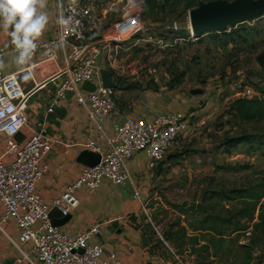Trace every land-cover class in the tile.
Returning a JSON list of instances; mask_svg holds the SVG:
<instances>
[{
    "label": "rangeland",
    "instance_id": "1",
    "mask_svg": "<svg viewBox=\"0 0 264 264\" xmlns=\"http://www.w3.org/2000/svg\"><path fill=\"white\" fill-rule=\"evenodd\" d=\"M142 1L78 0L92 8L89 33L94 36L109 33L131 11L141 13ZM172 22L189 34L187 40L167 38L173 29ZM172 22L162 27L144 20L141 34L113 52L117 62L112 69L107 64L121 79V85L130 88L117 95L121 112L150 109L153 98L158 97L165 107L175 104L174 111L191 118L194 130L171 148L169 159L139 177H148L145 216L151 218L159 234L149 224L153 239L160 242L152 260L161 264H264V225L253 228L260 222V210L253 221L224 222L246 204L222 200L216 195L256 185V176L264 171V151L257 149L256 144L253 148L240 145L230 150L223 145L227 136L264 134V122H236L227 114L230 104L242 97L244 88L251 87L256 97L261 96L264 74L260 73L257 58L264 52V16L243 24L251 37L248 44L237 49L233 45L224 48L209 36L192 40L190 12ZM16 55L7 56L12 67L18 66ZM59 62L63 64L61 50ZM172 72L185 73L182 84L174 89L169 87ZM22 79L30 78L24 74ZM195 90L199 93L193 94ZM166 96L171 99L169 105ZM147 167L141 169L145 171ZM208 216L219 222L222 235L205 230L214 224L212 219L202 223ZM237 223L250 228L233 233ZM182 228L187 229L186 235ZM159 236L168 243L163 244Z\"/></svg>",
    "mask_w": 264,
    "mask_h": 264
},
{
    "label": "built area",
    "instance_id": "2",
    "mask_svg": "<svg viewBox=\"0 0 264 264\" xmlns=\"http://www.w3.org/2000/svg\"><path fill=\"white\" fill-rule=\"evenodd\" d=\"M61 16L69 20L67 25L57 23ZM92 23L93 11L89 5L69 3L56 20L55 37L37 42L31 59L43 56L38 64H53L55 72L45 79L44 86L52 84L55 91L47 103L45 116L33 125L29 116L32 91H26L21 84L26 69L6 74L5 57L14 51L13 47L0 46L3 64L0 67V206L4 209L0 224L14 220L21 232V243H30L43 264H132L117 252L102 259V246L90 244V239L100 233V225L70 236L54 224L51 212L57 209L61 218L68 217L80 204L76 192L85 188L92 193L105 179L115 185H125L130 180L127 163L136 153L143 152L149 167L156 169L190 128V118L181 111L163 113L152 119L128 117L122 122L116 121L113 135L108 139L109 149L104 151L94 141L84 144L85 150L101 156L100 162L94 167L85 166L78 179L51 204L44 202L37 184L48 172L49 166L43 160L55 143L47 122L68 93L77 92V101L90 105L91 117L100 130L105 120H118L122 115L115 87H103L101 70L105 68L101 58L105 55V62L112 69L117 62L113 52L117 53L125 41L143 31L141 13L139 10L127 13L98 41H90L97 37L89 33ZM171 28L178 29L176 24ZM191 39H198L193 30ZM60 50L63 64L59 62ZM85 82L94 83L96 90L81 92ZM240 95L249 99L256 97L251 87L244 88ZM26 128H29L28 135L19 141L16 136ZM144 210L148 215L146 207Z\"/></svg>",
    "mask_w": 264,
    "mask_h": 264
},
{
    "label": "crops",
    "instance_id": "3",
    "mask_svg": "<svg viewBox=\"0 0 264 264\" xmlns=\"http://www.w3.org/2000/svg\"><path fill=\"white\" fill-rule=\"evenodd\" d=\"M69 3L79 2L78 0H47L44 11L49 15V23L37 42H45L55 37L56 20L62 9ZM0 46L12 47L9 37L5 36L2 31H0ZM10 54L17 53L10 52L8 55ZM7 56L4 62L6 74L26 69L24 74L29 75V81L22 79L21 84L26 91H32L29 116L31 125H33L45 116L47 103L55 91L52 84L44 86L45 79L55 72V68L51 63L38 64L43 56L30 59L24 65L12 67ZM105 61L104 55L101 58V65L109 69ZM80 91L86 93L82 86ZM122 92L118 90L117 95ZM153 99L150 109H136L134 112L122 111L118 120H105L100 130L91 117L90 105L79 103L77 92L68 93L47 122L55 143L49 155L43 160L49 166L48 172L37 184V190L44 202L51 204L54 198L64 193L69 184L78 179L85 167L80 159L82 152L87 151L84 149V144L94 141L104 151L109 149L108 139L113 135V125L116 121L122 122L128 117L152 119L165 111L176 110L175 104L169 105L171 99L168 96L165 97L169 105L166 107L162 104L161 98ZM28 133L29 128L24 129L20 134L21 138L26 137ZM193 133L194 130L190 125L183 137ZM169 158L168 155L167 159ZM146 165L148 167L145 171L141 169ZM127 167L130 180L125 185H115L105 179L92 193L85 188L79 189L76 195L80 204L60 228L70 236H78L85 230L100 225V233L90 239V244L102 246L104 249L102 259H107L110 253L117 252L122 259L132 264H148L149 262L161 264L152 260V254L160 242L159 240L155 242L153 239L149 231L150 227L152 226L157 234L158 230L151 218H146L147 214L144 210L148 204V198H146L149 193L148 177L139 178L147 174L148 170L153 169L149 167V161L143 152L134 154L128 161ZM3 212L4 209L0 206V218ZM57 220L60 221L61 218ZM20 236V229L14 220L0 224V264H43L32 251L30 243H21ZM158 239L163 244L168 243L162 236Z\"/></svg>",
    "mask_w": 264,
    "mask_h": 264
},
{
    "label": "trees",
    "instance_id": "4",
    "mask_svg": "<svg viewBox=\"0 0 264 264\" xmlns=\"http://www.w3.org/2000/svg\"><path fill=\"white\" fill-rule=\"evenodd\" d=\"M213 0H143L141 3V17L142 21L151 20L155 24L166 27V25L171 21L181 19L191 10L197 8L200 2H209ZM232 1V0H229ZM174 22H172L173 24ZM171 24V26H172ZM242 26V27H241ZM171 29V28H170ZM141 34V33H140ZM139 35V34H138ZM137 35V36H138ZM251 34L249 33L248 28H244L243 24L239 25L236 28L229 29V31L224 33H206L203 36H209L210 38L216 40L222 47L228 48L233 45L234 49L241 47L244 44H248ZM136 37V36H135ZM170 40H187L189 34L183 32L180 29L173 30L169 32L167 36ZM198 38L196 41H199ZM112 71V70H111ZM261 75L264 74V68L260 70ZM113 77L116 80L115 89L124 90L130 89L124 88L121 85V79H118L115 76V73L112 71ZM264 76V75H263ZM185 73L172 72L171 80L169 87L174 89L180 86L183 82ZM261 96L254 98H237L229 106L227 114L233 118L234 121L244 122V123H259L264 122V88H260ZM119 101V100H117ZM119 104V102H118ZM120 107V105H119ZM257 145V149H263L264 151V134L256 136L253 134L242 133L238 136L226 137L224 139L223 145L227 150L236 148L240 145H249L253 148L254 145ZM264 155V154H263ZM256 185H250L245 188H236L229 191L218 192L216 195L219 199L240 202V204H246L244 208L237 210L232 217L229 219L223 220L224 222H240L241 220L246 221V219L254 220L257 210H260L259 217L260 222L253 225L254 230L259 229L264 225V171L256 176ZM211 199V198H210ZM212 219V216H208L203 220V224L207 223ZM213 223L209 228L205 229L206 231H216L219 234L220 224L218 221L212 219ZM233 233L246 232L250 226L240 223L235 224ZM181 231L184 235L187 234V229L182 228ZM222 235V234H219ZM168 238V237H167ZM169 239V238H168Z\"/></svg>",
    "mask_w": 264,
    "mask_h": 264
},
{
    "label": "water",
    "instance_id": "5",
    "mask_svg": "<svg viewBox=\"0 0 264 264\" xmlns=\"http://www.w3.org/2000/svg\"><path fill=\"white\" fill-rule=\"evenodd\" d=\"M264 16V0H213L209 2H200L199 6L190 11V21L195 36L200 37L206 33H224L229 29L236 28L238 25L253 22ZM101 36L91 38L90 41H98ZM75 45L79 42L74 39L69 40ZM257 62L261 68H264V52L257 58ZM102 84L104 88H114L115 79L112 71L109 69L101 70ZM82 89L86 92H93L96 90V85L91 82H85ZM193 94H198L195 90ZM16 138L20 141L21 135L18 134ZM80 159L85 166L94 167L101 159L99 154L90 151L82 152ZM51 216L55 218L54 224L62 226L67 217L61 218V213L54 209ZM61 218L60 221L57 219ZM148 264H154L149 262Z\"/></svg>",
    "mask_w": 264,
    "mask_h": 264
},
{
    "label": "clouds",
    "instance_id": "6",
    "mask_svg": "<svg viewBox=\"0 0 264 264\" xmlns=\"http://www.w3.org/2000/svg\"><path fill=\"white\" fill-rule=\"evenodd\" d=\"M46 5L47 0H0V31L9 37L17 53V65L28 63L37 48V41L49 23ZM57 23L65 26L69 20L61 16Z\"/></svg>",
    "mask_w": 264,
    "mask_h": 264
},
{
    "label": "bare ground",
    "instance_id": "7",
    "mask_svg": "<svg viewBox=\"0 0 264 264\" xmlns=\"http://www.w3.org/2000/svg\"><path fill=\"white\" fill-rule=\"evenodd\" d=\"M191 28H192V26H191Z\"/></svg>",
    "mask_w": 264,
    "mask_h": 264
}]
</instances>
